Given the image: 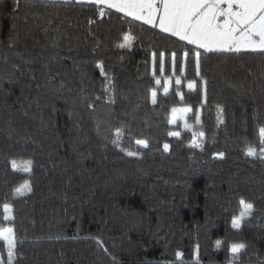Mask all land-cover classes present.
<instances>
[{"label":"trees","instance_id":"16d2710c","mask_svg":"<svg viewBox=\"0 0 264 264\" xmlns=\"http://www.w3.org/2000/svg\"><path fill=\"white\" fill-rule=\"evenodd\" d=\"M16 2L0 0V228L13 227L19 264H194L197 245L199 264H264V157L245 155L259 150L264 127V55L200 50L201 107L191 58L175 85L192 46L114 10L100 18L87 2L19 0L18 9ZM125 34L131 47L120 49ZM161 52L164 71L157 63L154 76L153 54ZM193 79L198 87L189 91ZM177 89L193 109L189 124L200 112L203 152L189 147L182 121L168 123L171 109L185 106ZM116 129L124 134L119 147ZM219 152L224 159L214 157ZM12 160L20 167L32 160L31 176L14 171ZM25 180L32 192L14 196ZM241 198L254 211L232 229ZM231 243L245 248L233 254ZM0 254L6 258L3 241Z\"/></svg>","mask_w":264,"mask_h":264},{"label":"snow or ice","instance_id":"6c2138e0","mask_svg":"<svg viewBox=\"0 0 264 264\" xmlns=\"http://www.w3.org/2000/svg\"><path fill=\"white\" fill-rule=\"evenodd\" d=\"M78 2H87L98 5L95 13L100 18L108 14L106 10H114L113 14L122 13L124 17H131L134 21H141L151 28H158L160 32L168 34L170 37L176 38L179 42H183L188 48L183 53L181 66L179 68L180 76H175V85L180 86L182 83L181 76H184V66L187 65L191 58L194 64L195 76L199 77L203 82V99L201 107L207 103V81L201 75L202 52L207 53H241L251 52L264 55V0H78ZM19 7V0L16 2V8ZM97 21L91 18L88 19L89 25L95 24ZM132 37L129 34L123 36V42L117 45L118 48L124 49L131 47ZM164 53L153 54V75L155 76V67H159V71H164ZM171 65L175 70L177 68V54L175 51L171 53ZM96 67L100 69V74L108 80L107 74L104 71L102 62H97ZM155 83L159 85L161 82L156 79ZM172 84V79L165 81L163 92L165 95L169 93V87ZM111 82L109 81V88ZM198 87L196 80H189L187 89L189 91L196 90ZM106 88L105 91H108ZM175 95L179 97V101L185 104L183 107H173L171 109V117L168 120L169 124H176L182 121L185 130L192 133V142L190 148L204 151L203 138L205 136L202 130V120L199 110L194 113V124H189L187 117L193 112L191 106H188L184 101V93L179 89ZM99 99V97H97ZM150 102L152 105L157 104V91L155 88L150 91ZM90 108L92 104L88 105ZM223 110L218 106V113L222 115ZM218 115V123H223V120ZM199 126V127H197ZM123 132L120 129L115 130L116 139L113 144L119 147V141L123 137ZM169 137H180V132L169 131ZM259 150L254 147H249L245 155L247 157H264V127L259 128ZM136 144L147 149L149 143L146 139L136 140ZM163 149L168 152L170 149L169 143L163 144ZM120 151L125 152L129 157H137L139 154L133 151H127L120 148ZM215 158L224 159L225 153L219 152L214 154ZM32 160L23 162L20 167L16 160L11 161V167L14 171H22L29 176L32 174ZM32 185L29 180H25L23 184L14 189L13 195L16 197H24L32 192ZM241 212L238 217H233L231 220L232 229H239L241 221L250 216L254 211V205L251 202L241 198L239 200ZM3 220L11 222L13 220L12 205L9 203L3 204ZM0 241L6 244V258L0 254V264H19L17 257V239L13 227L0 228ZM222 241L217 239L215 246L221 248ZM245 248L243 243H231L230 252L233 254L239 253ZM107 251V249H104ZM199 245L196 249V257L194 264H199L198 259ZM176 257L180 259L182 252L177 251Z\"/></svg>","mask_w":264,"mask_h":264}]
</instances>
